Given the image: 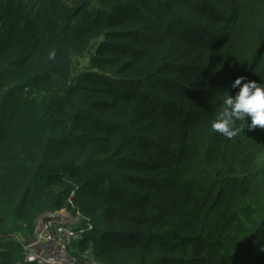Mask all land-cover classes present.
<instances>
[{
  "label": "trees",
  "instance_id": "16d2710c",
  "mask_svg": "<svg viewBox=\"0 0 264 264\" xmlns=\"http://www.w3.org/2000/svg\"><path fill=\"white\" fill-rule=\"evenodd\" d=\"M238 76L264 0H0V225L78 211L77 264H264V130L211 128Z\"/></svg>",
  "mask_w": 264,
  "mask_h": 264
},
{
  "label": "built area",
  "instance_id": "2783aa9c",
  "mask_svg": "<svg viewBox=\"0 0 264 264\" xmlns=\"http://www.w3.org/2000/svg\"><path fill=\"white\" fill-rule=\"evenodd\" d=\"M76 218L83 219L78 211ZM34 232L36 239L23 246L28 253L22 264H77L75 258L69 257L68 248L72 241L80 239L82 230L69 222L66 210L41 215Z\"/></svg>",
  "mask_w": 264,
  "mask_h": 264
},
{
  "label": "clouds",
  "instance_id": "9594fccd",
  "mask_svg": "<svg viewBox=\"0 0 264 264\" xmlns=\"http://www.w3.org/2000/svg\"><path fill=\"white\" fill-rule=\"evenodd\" d=\"M231 89L235 93L223 97V111L212 122V130L229 140L236 137L241 130L237 121L243 122L249 132L264 130V81L257 82L238 76L232 81Z\"/></svg>",
  "mask_w": 264,
  "mask_h": 264
},
{
  "label": "rangeland",
  "instance_id": "374dc122",
  "mask_svg": "<svg viewBox=\"0 0 264 264\" xmlns=\"http://www.w3.org/2000/svg\"><path fill=\"white\" fill-rule=\"evenodd\" d=\"M67 212V211H66ZM68 217H69V222H80L81 220H78L76 218V212L74 216H71L68 212ZM4 230V232H7L9 236H12L15 240H19L23 246H26L27 241L30 238H35V232L34 230L31 231V234L28 236H25L23 229L19 226L16 225L14 222L10 221L8 222L5 226L0 225V231ZM37 239L39 240V237L37 235ZM28 253V252H27ZM87 264H101L99 262L93 261V260H88L86 262Z\"/></svg>",
  "mask_w": 264,
  "mask_h": 264
},
{
  "label": "bare ground",
  "instance_id": "6f19581e",
  "mask_svg": "<svg viewBox=\"0 0 264 264\" xmlns=\"http://www.w3.org/2000/svg\"><path fill=\"white\" fill-rule=\"evenodd\" d=\"M35 239H36V238H30L29 241H33V240H35Z\"/></svg>",
  "mask_w": 264,
  "mask_h": 264
}]
</instances>
